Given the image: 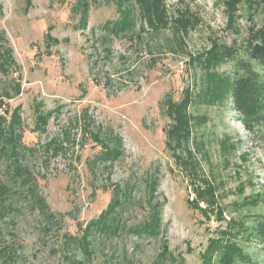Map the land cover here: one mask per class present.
<instances>
[{"label": "rangeland", "instance_id": "1", "mask_svg": "<svg viewBox=\"0 0 264 264\" xmlns=\"http://www.w3.org/2000/svg\"><path fill=\"white\" fill-rule=\"evenodd\" d=\"M231 1L165 0L151 23L135 0H0V49L13 60L0 68V115L4 126L19 116L11 131L21 137L9 144L7 130L0 143V248L15 249L14 264H154L163 243L200 264L230 219L242 225L232 239L264 264V122L246 125L228 105L202 102L203 71L191 63L264 26V2ZM77 6L87 7L84 26ZM122 18L129 25L114 34L107 24ZM186 89L188 112L203 117L189 149L217 189L222 220L189 207L186 168L165 144L163 102Z\"/></svg>", "mask_w": 264, "mask_h": 264}, {"label": "trees", "instance_id": "2", "mask_svg": "<svg viewBox=\"0 0 264 264\" xmlns=\"http://www.w3.org/2000/svg\"><path fill=\"white\" fill-rule=\"evenodd\" d=\"M135 1L140 14L144 18L147 17L151 23L153 22V18L157 17L159 19L161 17L163 2L165 0ZM254 1L256 3L264 2V0H246L245 2L250 7ZM26 2L28 7L29 0H26ZM239 2L240 0L231 1L234 6ZM119 3V6L123 4L122 2ZM77 10L81 14L79 18L84 26L87 19V7L77 6ZM128 25V21L124 18L107 24L109 30L114 34L121 33ZM191 63L200 65L203 71L202 87L196 95L202 102L228 105L230 109L237 112L241 121L246 125L264 122V26L258 29L250 28L245 41L240 45H227L214 42L209 49L192 57ZM228 63L231 64L230 70H220L221 66ZM11 64H13V60L10 49H0V68H5ZM16 91H19L18 88ZM194 102V96L188 89H186L184 96L177 101L171 97L164 100L165 112L171 121L169 128L166 130L165 144L168 149L173 151L172 154L177 158V161H180L184 165V168H186V174L188 175L194 194L193 200L188 201L189 207L197 209L207 219H209L211 214L216 219L222 220L224 211L217 203V189L212 181L204 178L200 179L194 160L195 156L188 145L189 140L192 138L196 146L197 141H195L193 126L199 125L203 120V117H194L188 112ZM49 115V113L38 115V125L35 130L38 131L46 125ZM18 118L19 116H15L13 113L10 122L4 126L5 119L0 115V143L3 137L2 133L7 130H10L7 135L8 138L4 140L9 144H14V141H20L21 137L16 136L11 131L14 128L12 125L13 121H18ZM186 144L187 151L185 150ZM103 152L106 153V151ZM108 152L110 153V151ZM180 152H184L185 155H179ZM107 156V158H110V155ZM196 178L200 180V184L193 183V179ZM5 193L2 190V194L0 195H6ZM2 200L0 196V203ZM245 200L249 203H255L249 198H245ZM201 203L205 205L203 208L200 207ZM153 211L154 216L152 218L153 220H151L150 229L156 233L158 231L160 217L157 209ZM104 218L105 214L101 213L99 219L101 225L105 222ZM241 226L239 221L230 219L226 223L225 228L218 231L217 237L209 238L205 249L200 253V264H237L238 262L254 264L250 260L249 255L244 253L242 248L232 239L234 236H237ZM88 228L89 226L81 236V241L85 245V248L87 247L86 238ZM147 228L148 226L144 227V229ZM1 252L2 254L0 255L4 256L1 264L15 263L17 258L16 251L11 245L2 246L0 248ZM154 264H185V261L181 256L175 257L172 255L167 243H163L162 251Z\"/></svg>", "mask_w": 264, "mask_h": 264}]
</instances>
